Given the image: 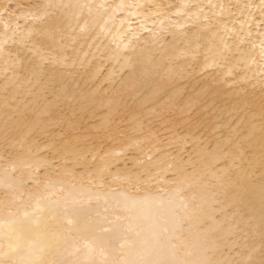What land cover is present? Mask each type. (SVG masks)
Masks as SVG:
<instances>
[{"label": "snow or ice", "instance_id": "1", "mask_svg": "<svg viewBox=\"0 0 264 264\" xmlns=\"http://www.w3.org/2000/svg\"><path fill=\"white\" fill-rule=\"evenodd\" d=\"M0 264H264V0H0Z\"/></svg>", "mask_w": 264, "mask_h": 264}]
</instances>
